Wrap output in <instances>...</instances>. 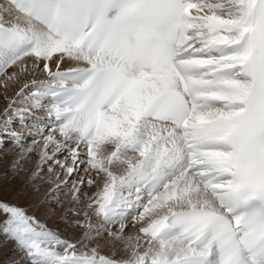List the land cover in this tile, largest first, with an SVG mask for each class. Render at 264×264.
<instances>
[{
  "label": "snow or ice",
  "instance_id": "snow-or-ice-1",
  "mask_svg": "<svg viewBox=\"0 0 264 264\" xmlns=\"http://www.w3.org/2000/svg\"><path fill=\"white\" fill-rule=\"evenodd\" d=\"M0 78L85 206L69 240L0 200L29 264H264V0H0Z\"/></svg>",
  "mask_w": 264,
  "mask_h": 264
},
{
  "label": "rangeland",
  "instance_id": "rangeland-1",
  "mask_svg": "<svg viewBox=\"0 0 264 264\" xmlns=\"http://www.w3.org/2000/svg\"><path fill=\"white\" fill-rule=\"evenodd\" d=\"M8 71L11 72L13 69H9ZM34 78L45 79L46 76L44 74H40L38 77L29 76L21 83H30L31 79ZM20 86L21 85L11 86L7 92H5L2 85H0V119L4 118V109L8 106V104L14 98H17L15 93L19 91ZM14 107L26 108L27 105L19 104L14 105ZM24 116L27 128H21L19 116H14L13 123L11 125L12 129L15 131H23V138L20 140L21 147H15L13 139L8 136L0 137V200L27 209V213L31 216H34L38 209H40L43 211V216H41V218L44 220L50 218L48 213L52 214L53 221L51 224L47 225L50 229L58 231L61 236L66 239H78L82 235L84 229L78 227L75 222L78 219H84L82 212L84 211L85 206L77 204V202L72 198V185L79 179V177L75 175L68 177L67 174L54 163V160L64 161L65 157H68L67 152H64L63 154L57 153L54 160L47 161V163L42 165L40 175L34 177L39 161L40 151L38 153V150L43 147V141L41 140L38 145L34 146L33 136L29 134V129H31L32 132H35L36 130H33V128L36 129L35 122L33 120L34 117L36 120L37 117L46 119V115L43 112L34 111L24 113ZM37 121L41 122L43 120L38 119ZM29 146H34L36 150L31 154H28L27 158L21 159L20 157L23 149H26ZM53 148L54 146L50 145L47 150L50 151ZM53 152H51L50 155ZM68 159L70 162V157H68ZM14 162H18L15 168L12 167ZM49 167L54 169L53 173L48 171ZM65 174L66 176L64 181H67L65 186L61 185L60 187L55 188L59 184H53L50 191L54 192L55 190V192H50V194H53L54 197L48 198V200L45 201L44 199L48 196V191L46 193H42V191L50 183H55L57 180L63 178ZM83 174V169L81 168L80 175L82 176ZM57 176H59V179H57ZM63 182L62 184H64ZM84 191L91 195L95 191V188L85 187ZM41 194H43V196H40ZM21 198H29L26 205H22L20 203L18 204V200H21ZM82 199L86 200V197H82ZM5 218L6 217L3 215H0V224H2V221ZM92 221L93 223H99L100 218L92 216ZM61 225H63V227H60ZM137 227H139V225ZM126 231L129 234H132L136 231V229L129 226ZM106 241L107 236L105 234V239L100 241L101 251L103 254H110L111 249L106 246ZM0 264H29L25 258V253L17 250L15 242L7 238L2 230V227H0Z\"/></svg>",
  "mask_w": 264,
  "mask_h": 264
},
{
  "label": "bare ground",
  "instance_id": "bare-ground-1",
  "mask_svg": "<svg viewBox=\"0 0 264 264\" xmlns=\"http://www.w3.org/2000/svg\"><path fill=\"white\" fill-rule=\"evenodd\" d=\"M72 66H74V65H72L71 63H65V64H63L62 65V68L63 69H66V68H68V67H72ZM31 112H34V111H31ZM39 114V113H38ZM32 117H33V115H32ZM45 117V116H44ZM38 120V119H37ZM37 120L35 121V125H36V123H37ZM32 121V120H31ZM33 122V121H32ZM41 122H43V121H41ZM33 130H36L35 128H33ZM6 139V138H5ZM54 148H55V146H54ZM54 148L52 149V150H50V151H48L49 152V154L51 153V152H53L54 151ZM39 151L40 150H38V153H39ZM65 176H66V174L63 176V178H61L60 180H57L55 183H50L48 186H46L45 187V189L42 191V193H46L47 191H48V196L44 199L45 201L46 200H48V198H53L54 197V195L52 194H50V192L51 193H54L55 192V190H54V192L53 191H50L51 190V188H52V186H53V184H59V187L61 186V185H63V186H65V183L64 184H62V182L64 181V178H65ZM55 188H58V187H55ZM40 196H43V194H41ZM39 199H41V198H39ZM28 200H29V198H21V200H18V204L20 203V204H22V205H26L27 204V202H28ZM73 207V206H72ZM40 209H38V211H39ZM37 211V213L34 215V217H36L38 220H40L41 222H43V223H45L46 225H48V224H51L52 223V219H53V215L52 214H50V213H48V215L50 216V218H48V219H46V220H44V219H42L41 218V216H43L42 215V213H43V211H39L38 212ZM45 216H47V215H45ZM44 216V217H45ZM47 221V222H46ZM64 223V222H63ZM65 224V223H64ZM59 226V225H58ZM60 227H63V225H61ZM63 229V228H62ZM134 232V231H133ZM74 239V238H73Z\"/></svg>",
  "mask_w": 264,
  "mask_h": 264
}]
</instances>
